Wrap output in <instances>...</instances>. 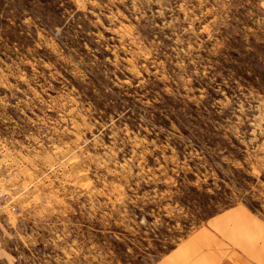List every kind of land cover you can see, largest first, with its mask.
<instances>
[{"label": "rangeland", "instance_id": "rangeland-1", "mask_svg": "<svg viewBox=\"0 0 264 264\" xmlns=\"http://www.w3.org/2000/svg\"><path fill=\"white\" fill-rule=\"evenodd\" d=\"M241 206L264 0H0V264H154Z\"/></svg>", "mask_w": 264, "mask_h": 264}, {"label": "crops", "instance_id": "crops-1", "mask_svg": "<svg viewBox=\"0 0 264 264\" xmlns=\"http://www.w3.org/2000/svg\"><path fill=\"white\" fill-rule=\"evenodd\" d=\"M154 264H264V221L248 209H224Z\"/></svg>", "mask_w": 264, "mask_h": 264}]
</instances>
